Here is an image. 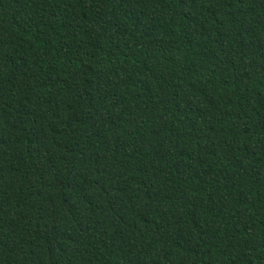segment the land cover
<instances>
[{"label":"trees","instance_id":"16d2710c","mask_svg":"<svg viewBox=\"0 0 264 264\" xmlns=\"http://www.w3.org/2000/svg\"><path fill=\"white\" fill-rule=\"evenodd\" d=\"M0 264H264V0H0Z\"/></svg>","mask_w":264,"mask_h":264}]
</instances>
